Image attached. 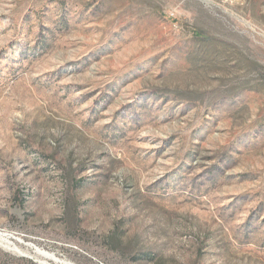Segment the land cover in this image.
Listing matches in <instances>:
<instances>
[{"label": "rangeland", "instance_id": "374dc122", "mask_svg": "<svg viewBox=\"0 0 264 264\" xmlns=\"http://www.w3.org/2000/svg\"><path fill=\"white\" fill-rule=\"evenodd\" d=\"M0 235L264 264V0H0Z\"/></svg>", "mask_w": 264, "mask_h": 264}, {"label": "bare ground", "instance_id": "6f19581e", "mask_svg": "<svg viewBox=\"0 0 264 264\" xmlns=\"http://www.w3.org/2000/svg\"><path fill=\"white\" fill-rule=\"evenodd\" d=\"M3 239L8 240L6 236L0 235ZM18 252V251H17ZM19 254L28 257L31 259H35L38 264H73L71 262H67L59 259L55 254L45 252L39 248H34V255L30 256L28 253H22L19 251Z\"/></svg>", "mask_w": 264, "mask_h": 264}]
</instances>
